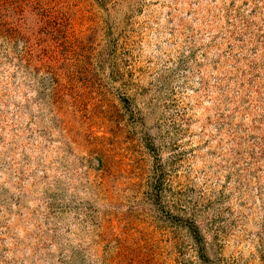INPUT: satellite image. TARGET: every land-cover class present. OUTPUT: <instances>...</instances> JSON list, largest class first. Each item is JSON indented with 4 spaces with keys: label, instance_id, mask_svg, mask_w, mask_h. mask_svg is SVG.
I'll list each match as a JSON object with an SVG mask.
<instances>
[{
    "label": "rangeland",
    "instance_id": "374dc122",
    "mask_svg": "<svg viewBox=\"0 0 264 264\" xmlns=\"http://www.w3.org/2000/svg\"><path fill=\"white\" fill-rule=\"evenodd\" d=\"M0 264H264V0H0Z\"/></svg>",
    "mask_w": 264,
    "mask_h": 264
}]
</instances>
